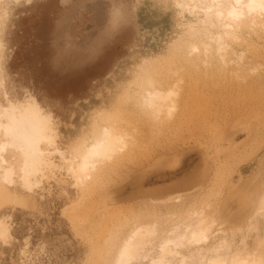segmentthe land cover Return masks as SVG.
Returning <instances> with one entry per match:
<instances>
[{
  "label": "rangeland",
  "instance_id": "374dc122",
  "mask_svg": "<svg viewBox=\"0 0 264 264\" xmlns=\"http://www.w3.org/2000/svg\"><path fill=\"white\" fill-rule=\"evenodd\" d=\"M209 10L202 0H0V113L30 109L44 131L28 147L39 158L27 183L20 152L4 155L14 184L0 199V264H111L135 222L157 229L131 263L149 264L199 213L213 221L201 254L220 242L223 255L250 259L260 240L264 250V55L225 75L175 54L157 72L175 111L158 118L134 87L178 42L211 43ZM104 127L126 145L87 176L80 149Z\"/></svg>",
  "mask_w": 264,
  "mask_h": 264
},
{
  "label": "bare ground",
  "instance_id": "6f19581e",
  "mask_svg": "<svg viewBox=\"0 0 264 264\" xmlns=\"http://www.w3.org/2000/svg\"><path fill=\"white\" fill-rule=\"evenodd\" d=\"M212 2H215V8L211 9L210 11V4ZM202 6L206 10H209L206 12L208 14L205 21L209 26L208 28H212L216 31L215 35L207 38L208 40L210 38L211 43H204L202 41V44L200 43L201 45L199 46V44L196 45L197 43L194 44L193 42L192 44L188 42V40L178 42L175 46L172 47V51H174L173 55H171L170 57L168 56L166 59L163 58V61L154 63L158 64L157 67H154L152 64L150 65V67H145L143 69L141 68V72L138 78H135L136 81L134 80V83H136L134 87L138 88L139 90L138 92L135 91L139 98L138 103L139 105H141L139 107H142V110L144 111L145 109L149 110L151 114H154L156 117L163 115L164 112L167 115L171 113V111H175L172 110L174 109L172 105L169 106L167 103L168 99L172 97V93L176 92L172 90V86L171 84L169 85V81L167 79L163 81L157 79V72H160L162 71V69L166 68L162 65L171 64L175 58V54L178 53L180 55L181 52V55H183V57L187 59V61L201 63L202 66L207 67V71L211 72V74L217 73L225 75L233 71H242L241 73H243V71L248 69V66L258 64V58L261 57V53L262 55H264L263 51L260 53L258 51L259 46H264V0H202ZM246 50H251L255 54L252 53L251 55H246ZM213 61L215 62V66L217 68H215V70L213 69L214 63L212 65ZM252 71H254V69H251L250 73ZM174 85L177 86V84L174 83L173 87H175ZM256 90L258 91V89ZM173 101L174 100H172V102ZM173 103L176 104L175 102ZM42 126L43 125L39 122L38 117L34 115L33 112L30 111V109L18 110L14 106H10L8 110L0 113V137H3V142L0 143V170H2V173H0V199H2L1 195L2 197L5 196V198H10L9 192L7 191V186L13 187L14 184V174L12 169L10 167H5L3 169L2 167L3 164L6 163L4 157L5 153L7 151H19L22 156V165L20 168L22 172V180L24 178L32 177L36 168V166L34 167V163L39 158V152L33 151L31 153L28 147L29 145L33 144L35 140H38L42 137L44 133ZM120 133H118L117 129H109L107 127H104L95 131V133L93 134L94 143L90 148L86 149L81 148L83 145L80 146V150L83 151V155L79 154L83 156L81 169L85 175L88 176L89 174H93L99 171L98 163L100 161L111 159L123 146L125 147L126 142L124 141L125 139H123L122 136L124 132L121 135ZM89 164L90 166L88 167L87 165ZM177 166L178 165L173 166L172 169H176ZM23 182L27 183L28 181H25L24 179ZM249 184L246 185L248 186ZM261 194H259L258 196H260ZM260 197V201L264 202V196L263 198L262 196ZM163 200L169 202V200L171 199L168 198ZM260 201L259 203H261ZM253 210H255V208H253ZM205 218L207 219L206 216H203L202 213H199L197 215L196 221H194L195 223L193 222L194 225L185 227L186 232L184 231L182 234L180 233L179 235H176L172 238H163L164 241L162 242V245L160 247L161 251L159 258L151 260L149 264H264V250L261 251L263 243L262 240L258 241L257 243V248L260 247V252L257 248H255L259 253L256 252L257 254L251 256L250 259H247L249 258L250 254L247 258L243 257L241 253V255H239L235 252V254L229 253L231 255H227L229 247L227 246V244H224V242H220L217 246L209 249L210 252H213L214 256H206L205 254H201L202 250H207L201 246L208 241V233L210 231L209 228H211V224L213 223L212 221L209 224L207 221L208 225H210L209 227L205 222ZM137 223L135 222L133 224L134 228L131 229V231L129 232L130 235H128L127 238L124 237L125 232L123 231V237L120 236L121 239H119L121 240V243H118V247L116 246L117 250H115L112 254L113 256H111V264H131L137 257H139L137 256L138 250L146 247L145 244L148 243V238L146 237V235H150L151 232L153 234V229L157 230L156 228L152 227L153 229L151 228V231H148L147 229H145L146 225L140 227ZM150 226H152V224ZM146 227H149V225H147ZM128 228L126 229L129 230ZM171 233L175 232L171 231ZM5 235V228H1L0 236L4 238ZM169 236H171V234H169ZM122 238H124L123 241ZM150 243H148V246ZM181 250H184L185 252L194 250L196 254L194 253L193 255L191 253L189 256H184L181 254ZM223 250H227V253L225 255L220 254V252H222ZM167 259H170V262L167 261Z\"/></svg>",
  "mask_w": 264,
  "mask_h": 264
}]
</instances>
